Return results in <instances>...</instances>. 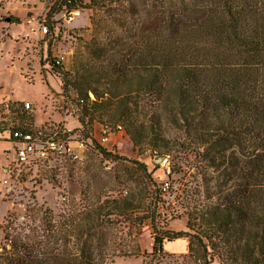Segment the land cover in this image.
Returning <instances> with one entry per match:
<instances>
[{
	"label": "trees",
	"instance_id": "1",
	"mask_svg": "<svg viewBox=\"0 0 264 264\" xmlns=\"http://www.w3.org/2000/svg\"><path fill=\"white\" fill-rule=\"evenodd\" d=\"M81 3L58 0L49 20L79 10ZM90 3L104 15L93 22L97 32L107 29L113 15L104 9L111 7L128 42L107 53L99 47L94 58L82 56L75 80L62 78L64 90L73 84L80 98L82 131L99 128L88 131L87 140L76 137L102 146L101 128L113 133L120 126L122 137L152 151L155 162L170 163L177 147L194 153L200 186L183 207L186 231H171L161 222L163 187L137 210L120 197L73 204L61 214L41 207L40 218L11 228L0 264H113L142 253L138 240L148 223L154 254L164 252L165 242L183 239L195 264H264V0ZM55 25L46 23L48 34ZM57 59L48 63L50 69L64 64ZM19 105L9 103L10 118L0 121V129L40 132L43 126L34 125L24 105L20 116ZM98 152L116 158L101 147Z\"/></svg>",
	"mask_w": 264,
	"mask_h": 264
},
{
	"label": "rangeland",
	"instance_id": "2",
	"mask_svg": "<svg viewBox=\"0 0 264 264\" xmlns=\"http://www.w3.org/2000/svg\"><path fill=\"white\" fill-rule=\"evenodd\" d=\"M0 1V117L10 118L6 109L11 101L20 103V116L23 105L30 103L27 113L36 126L64 124L75 136L87 140V135L91 134L87 132H97L98 125L82 131L78 121L80 98L73 84L64 90L62 78L75 80L81 57L94 58L99 47L107 53L117 49L119 43L127 44L128 32L121 33L122 28L113 18L119 13L111 7L105 8L104 11L113 16L107 29L99 33L93 22L104 15L91 6L90 0H82L80 16L71 23L65 20V11L49 20L50 9L58 0ZM12 17L18 18L20 23L12 24ZM53 21L56 23L54 31L45 35L40 27ZM131 22L129 20L125 28L129 29ZM117 33L124 37L115 38ZM58 57H64V64L60 69H50L48 63L52 65ZM80 81L77 77L76 83ZM141 107L145 108V104H140ZM6 139L9 142V134ZM8 142L0 140V222L3 224L0 248L8 244L12 227L30 224L34 217L40 218L41 207L61 214L73 204L79 208L81 204L88 206L120 197L129 201L132 210H137L149 205L152 195L167 182L170 191L161 190V222L167 223L171 231H186L183 207L200 186V159H196L194 153L177 147L170 154V169H167L161 165L163 160L155 162L152 151L135 147L129 136L118 135L105 146L88 144L83 159L73 164L22 166L16 162L15 145ZM99 147L112 151V157L116 158H103ZM11 150L12 159L8 155ZM138 243L142 251L139 256L118 257L113 264H195L188 257V241L183 239L165 242L164 252L154 254L149 223L142 229ZM210 264L220 262L215 260Z\"/></svg>",
	"mask_w": 264,
	"mask_h": 264
},
{
	"label": "built area",
	"instance_id": "3",
	"mask_svg": "<svg viewBox=\"0 0 264 264\" xmlns=\"http://www.w3.org/2000/svg\"><path fill=\"white\" fill-rule=\"evenodd\" d=\"M70 3V2H69ZM65 20L69 23L73 22L80 16L79 10L71 12L65 11L63 13ZM44 34H48V27L44 24L40 27ZM63 58L57 59L56 64L60 65ZM31 108L30 103L24 104V110L28 111ZM23 125V124H22ZM25 127L27 124L24 125ZM40 132L32 133L22 126L12 127L9 132V139L15 145L16 162L22 166H33L36 163L58 167L63 163L73 164L83 159L87 151V143L84 140L77 139L76 136L71 135L72 130L67 128L64 124L58 127H45ZM52 129L49 130L48 128ZM123 129L118 126L113 133L105 128H101V133L98 137L99 143L102 146L109 144L116 135H122ZM163 167L169 169V162L163 159L161 164ZM163 192H168V184L163 186ZM3 224L0 222V236L2 235ZM7 247L9 245L7 244Z\"/></svg>",
	"mask_w": 264,
	"mask_h": 264
},
{
	"label": "crops",
	"instance_id": "4",
	"mask_svg": "<svg viewBox=\"0 0 264 264\" xmlns=\"http://www.w3.org/2000/svg\"><path fill=\"white\" fill-rule=\"evenodd\" d=\"M11 102H15V101H11ZM18 102V101H17ZM19 103V102H18ZM4 118H2V117H0V121L1 120H3ZM35 125V124H34ZM36 126V125H35ZM36 127H38V126H36ZM39 127H42V126H39ZM38 127V128H39ZM8 130H6V129H4V128H2V129H0V140H2V141H4L5 140V142H8L7 140L8 139H6L7 137H8ZM10 145H12L13 143L11 142V140L9 139V142H8ZM12 148V147H11ZM10 149V148H9ZM12 153H13V151L11 150V151H9V154L8 155H10L11 156V159L14 157V153H13V155H12Z\"/></svg>",
	"mask_w": 264,
	"mask_h": 264
},
{
	"label": "water",
	"instance_id": "5",
	"mask_svg": "<svg viewBox=\"0 0 264 264\" xmlns=\"http://www.w3.org/2000/svg\"><path fill=\"white\" fill-rule=\"evenodd\" d=\"M163 160V158H161L160 160H159V162H161Z\"/></svg>",
	"mask_w": 264,
	"mask_h": 264
}]
</instances>
